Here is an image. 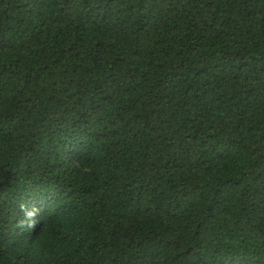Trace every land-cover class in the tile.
I'll return each instance as SVG.
<instances>
[{
  "label": "trees",
  "instance_id": "obj_1",
  "mask_svg": "<svg viewBox=\"0 0 264 264\" xmlns=\"http://www.w3.org/2000/svg\"><path fill=\"white\" fill-rule=\"evenodd\" d=\"M0 264H264V0H0Z\"/></svg>",
  "mask_w": 264,
  "mask_h": 264
}]
</instances>
